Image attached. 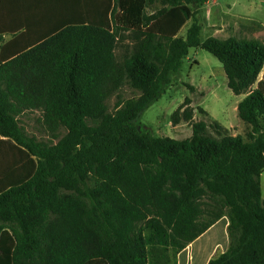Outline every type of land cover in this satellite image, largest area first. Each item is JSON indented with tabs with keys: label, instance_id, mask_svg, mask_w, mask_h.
Segmentation results:
<instances>
[{
	"label": "trees",
	"instance_id": "trees-1",
	"mask_svg": "<svg viewBox=\"0 0 264 264\" xmlns=\"http://www.w3.org/2000/svg\"><path fill=\"white\" fill-rule=\"evenodd\" d=\"M101 1L102 18L29 30L30 22L52 25L54 10L40 9L49 0L13 2L38 9L29 17L2 15L0 0V264H176L222 217L229 246L207 264H264V45L202 40L192 8L203 0H159L169 7L153 14L146 9L155 0ZM124 32L134 34V51L119 63ZM191 48L214 56L228 89L246 94L237 114L251 126L247 142L222 135L217 122L219 139L204 122L182 141L141 131L140 116L172 85ZM123 84L141 94L110 114L105 101ZM190 104L172 115L175 124L182 112L192 120ZM33 108L66 129L55 145L19 128L16 117ZM88 181L89 209L67 193Z\"/></svg>",
	"mask_w": 264,
	"mask_h": 264
},
{
	"label": "rangeland",
	"instance_id": "rangeland-1",
	"mask_svg": "<svg viewBox=\"0 0 264 264\" xmlns=\"http://www.w3.org/2000/svg\"><path fill=\"white\" fill-rule=\"evenodd\" d=\"M203 2L197 9L192 8L195 11L194 19L202 28V40L213 36L219 39L258 41L264 45V0H203ZM168 7V4L155 0L148 3L146 10L148 14H153ZM192 23L193 20H189L178 36L185 37ZM132 34L124 32L123 40L115 48L116 60L119 63L134 51ZM163 45L162 56L166 58L169 48L168 44ZM140 94V91L123 84L119 90L108 96L105 101L106 108L110 114L115 113L120 108L118 105H123L128 100H136ZM245 96L246 94L235 96L228 89L222 65L214 56L203 49L191 48L182 61L179 73L174 76L172 85L143 112L138 125L142 132L154 137L182 141L192 136V124L195 122H204L207 125V134L219 139L220 136L212 126L213 122H217L225 129V132L219 130L222 135L241 137L247 142V133L251 126L243 123L237 114V106ZM186 99L191 102L188 111L192 109L193 118L189 122L183 121L184 113L180 112L181 121L175 124L172 115L183 106ZM16 119L26 137L48 147L55 145L67 133L63 126L47 123L42 108L24 110ZM262 125L264 127V120ZM260 182L264 197V171ZM93 187V182L88 181L79 193H67H73L72 195L89 209L91 201L86 196L85 189Z\"/></svg>",
	"mask_w": 264,
	"mask_h": 264
},
{
	"label": "crops",
	"instance_id": "crops-1",
	"mask_svg": "<svg viewBox=\"0 0 264 264\" xmlns=\"http://www.w3.org/2000/svg\"><path fill=\"white\" fill-rule=\"evenodd\" d=\"M15 1L20 2L22 0H4L2 15L8 17H29L32 14L37 15V8L31 10L25 9L26 11H24L19 4H17V7L14 6L13 2L15 3ZM100 1L101 0H49L50 4L48 6L47 4H43L40 9L54 10L52 11V16H55V19L46 22L52 25H45L42 21L30 22L29 30H44L50 26L59 24L61 20L74 23L88 19L89 17L96 20L102 18L103 2ZM43 10L42 13L45 14L47 11ZM13 23H16V20L13 21ZM262 199L264 200L263 196ZM228 224L227 217L219 219L207 231L189 243L177 254L176 264H207L215 256L226 252L229 246L227 233Z\"/></svg>",
	"mask_w": 264,
	"mask_h": 264
}]
</instances>
